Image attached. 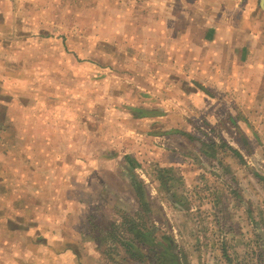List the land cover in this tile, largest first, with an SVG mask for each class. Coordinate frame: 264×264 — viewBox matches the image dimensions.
<instances>
[{"label":"rangeland","instance_id":"rangeland-1","mask_svg":"<svg viewBox=\"0 0 264 264\" xmlns=\"http://www.w3.org/2000/svg\"><path fill=\"white\" fill-rule=\"evenodd\" d=\"M45 1L47 21H33L31 32L38 41L32 52L39 51L41 38L48 68L41 121L47 164L41 159V166L52 179L48 205L61 206L65 235L80 232L84 243L76 247L75 264H141L123 245L133 239L126 217L173 239L180 264H264L259 136L239 130L237 114L207 122L200 84L183 72L168 82L171 71L153 65L138 48V23L116 20L121 0ZM127 13L139 17L145 10L137 5ZM118 29L130 36H117ZM38 148L32 153L39 164ZM112 159L108 167L116 165L114 170L105 171L102 162ZM128 161L135 169L122 164ZM26 174L18 178L30 185ZM23 179L17 183L22 191ZM100 179L109 181L113 199L107 201L109 190ZM33 187L39 189V182ZM93 193L100 204L91 207ZM33 194L18 197V204L40 198ZM128 195L133 209L122 199Z\"/></svg>","mask_w":264,"mask_h":264},{"label":"crops","instance_id":"crops-1","mask_svg":"<svg viewBox=\"0 0 264 264\" xmlns=\"http://www.w3.org/2000/svg\"><path fill=\"white\" fill-rule=\"evenodd\" d=\"M243 1L121 0L116 20L138 23L134 32L138 48L151 56L153 65L171 71L169 83L174 84L177 73L183 72L200 84L207 122L208 118L218 122L237 114L238 129L259 136L264 148V10L259 0L258 4L256 0ZM200 2L202 7L197 6ZM137 5L145 13L139 17L127 13ZM45 8V0H0V264H75L79 256L76 247L84 245L80 232L76 237L65 235L61 206L52 207L45 198L52 184L47 169L41 166V159L47 160L48 148L46 126L41 125L42 111L47 109L42 89L48 68L42 60L46 51L41 38L39 51L32 52L38 41L31 33L33 21H47ZM124 30L118 29L117 36L129 37ZM37 36L46 35L39 32ZM33 54H39V60L32 59ZM36 135L38 146L33 142ZM35 148L39 149V164L33 157ZM115 159L102 162L105 171L114 170L116 165L108 164ZM122 164L135 169L129 161ZM24 173L30 185L20 177L22 191L17 183ZM32 181H38L40 188L33 187ZM60 181L64 182L63 176ZM100 182L109 190L107 201L113 199L109 181ZM26 192L41 193L40 198L21 207L19 198L25 199ZM94 193L91 207L100 204ZM122 199L133 209L131 195Z\"/></svg>","mask_w":264,"mask_h":264},{"label":"trees","instance_id":"trees-1","mask_svg":"<svg viewBox=\"0 0 264 264\" xmlns=\"http://www.w3.org/2000/svg\"><path fill=\"white\" fill-rule=\"evenodd\" d=\"M163 172V170H162ZM130 224L128 232L133 239H127L126 244L130 251L131 258L137 257L141 260V264H180L178 253L173 239L163 234L155 226H138L133 223L135 220L125 218ZM159 235L160 241H153L151 236ZM138 240V244H134V240ZM128 264H137L135 261H129Z\"/></svg>","mask_w":264,"mask_h":264},{"label":"water","instance_id":"water-1","mask_svg":"<svg viewBox=\"0 0 264 264\" xmlns=\"http://www.w3.org/2000/svg\"><path fill=\"white\" fill-rule=\"evenodd\" d=\"M259 7L264 10V0H259Z\"/></svg>","mask_w":264,"mask_h":264}]
</instances>
